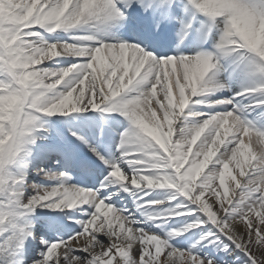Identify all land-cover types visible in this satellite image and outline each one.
<instances>
[{"label":"snow or ice","instance_id":"1","mask_svg":"<svg viewBox=\"0 0 264 264\" xmlns=\"http://www.w3.org/2000/svg\"><path fill=\"white\" fill-rule=\"evenodd\" d=\"M178 17L180 43L190 32L194 44L216 40L214 29L220 33L215 57L166 48L156 54ZM239 17L246 21L243 30ZM81 25L123 29L127 39L113 33L110 40L85 46L93 35L72 33L68 40L57 36L49 42L41 34L69 33ZM232 53L247 61L250 72L264 75V0H0V192L7 196L0 202V250L22 247L32 236L14 223L17 215L84 206L88 218L77 221L80 230L67 238H40L43 251L35 253L39 259L30 257L32 264H226L217 252L236 251L247 257L246 264H264V132L246 124L234 104L235 97L253 90L200 96L226 87L216 80L207 88L206 75L215 76L220 59ZM58 57L73 62L42 67ZM61 85L64 90L54 99L46 98ZM190 102L208 111L186 112ZM256 103L264 104V95ZM89 110L119 112L130 121L118 150L131 172L90 147L109 168L98 188L32 185L27 197L9 192L6 167L29 142L34 113ZM188 116L199 122L182 126ZM39 171L49 180L67 178L63 172ZM117 184L118 191H137L140 205L166 203L145 201L144 189H174L183 199L173 205L176 196L170 197V215H185L186 223L164 235L133 227L138 222L124 215L127 210L110 202ZM193 229H199V238L188 247L170 243Z\"/></svg>","mask_w":264,"mask_h":264},{"label":"bare ground","instance_id":"2","mask_svg":"<svg viewBox=\"0 0 264 264\" xmlns=\"http://www.w3.org/2000/svg\"><path fill=\"white\" fill-rule=\"evenodd\" d=\"M183 15L184 13L181 12L180 16H183ZM198 19L205 20V17L202 14H198ZM196 27H199V25H196ZM180 28H181V25H180L179 17H178V19L174 21L173 25L170 27L169 38L167 39L166 43L162 47L157 49L156 53L158 55L162 54L163 49L166 48L168 53H173L179 49L181 51H186V52H191V53L202 52V53L212 54L215 57L216 50H215L214 44L219 39V36H220L219 32H217L214 29L213 33L216 36V40H213L211 42H205L202 44L192 43L190 40L192 33L190 32L189 37H186L184 42L180 43ZM74 32L76 33L78 32L81 34H87V35H93L95 37L94 41L85 42V46H91L96 41H100V40H105V41L110 40L112 36L110 33H107V32L105 33L104 31L96 34L92 32V30L89 29L88 25H81L77 29L69 30V33H65L63 30H57L56 32H53V33H47V32L42 31L41 34L44 36L45 40H48L50 42L55 34L63 35L68 40L69 39L68 34L70 35L71 33H74ZM245 55H250V54L245 53ZM72 62L73 61L71 57H67V58L58 57V58H55L54 60L46 62L45 64L42 65V67L54 69L58 67L69 66ZM218 67H219V72L215 76H213L212 72L206 75V80H207L206 87L210 89L214 88L216 80H219L221 83L226 84V87L221 91H206L204 93H201L200 94L201 98L211 99V98L222 97V96L232 97L234 96L235 93L240 92L243 89H246V88L252 89L253 91H251L249 94H246L244 96L235 97L234 104L237 106V109L239 112L238 115L242 118V120L245 123L248 124L249 123L248 121L250 120L251 123H253L254 128L263 129L264 128V104H257L256 102L259 99H261L262 95H264V87L261 86V87L252 88L248 85V83H250V77H254L256 78L257 81H260L261 84L264 85V75L260 73L250 72L247 67V61L238 60L236 58V53H232L229 56L221 58L219 61ZM62 88H64L63 85L59 86L56 90H53L51 93H47L46 98L49 100L54 99L55 96L59 93L58 90ZM255 89H260L261 91H255ZM196 108L198 110H194ZM96 111H100V110L69 112L65 114L57 113L53 115H47L46 113H43V112L36 113V114L34 113L37 118L34 124L31 126V131L27 137V140H32V142H34L32 145V148L34 150L36 149L40 150V149H44V146L46 145L49 146V145H54V144L57 145L58 150H61L62 152H67V148H70L72 150L73 157L75 158V162L79 167L78 174H76L77 176H75L76 177L75 182L80 183L81 186L75 185L74 183H71V182L69 183L67 180H65L64 183H58V184H64L65 186L75 185L77 187L87 189L84 187V184L86 183L84 179L87 175H89L91 176V181H94L96 184H98L96 188L100 186L102 182V177L99 176V171H97L96 169H88L86 165H83L84 167L83 168L81 164L82 161L81 159H79L80 157H84L88 160H92L94 157H96V155H94L92 151H90V147H93V146H91L89 143L90 141H93L94 143V138L97 135H101L98 138L99 139L98 141L101 144V146L104 148L103 144L101 143V141H104L102 140V138H105L106 134L113 135V133H116L115 134V136L117 135L116 140L111 138L110 139L111 144L105 146V150L110 152V154H107V155L105 154L106 156L105 160H108V161L119 160L121 168L129 169V173L131 172L132 166L129 163L126 164V162L121 159L122 154L120 156H116V151H115L117 150V152H121L120 150H118V145L121 143V133H123L126 129H129L131 127L130 122L129 121L124 122L123 124H120L118 122L120 125L114 126L112 119L103 118L104 115L97 114L95 113ZM185 111L186 112H189V111L204 112V111H208V109L203 108L201 105H194L190 102L189 106L186 108ZM101 113L103 112L101 111ZM188 117H189V120H194V121H197V118H198V117H193V116H188ZM187 118L183 120L182 126H186L185 121ZM122 119L120 120V122L122 121ZM46 124L47 126H49L48 127L49 129H46V128H45L46 130L39 129L41 125L45 126ZM121 125H123L122 128H121ZM56 126H59V127H56ZM66 128H68L69 130L63 131ZM40 131L44 132V134L40 135L39 133ZM73 133H75V135H73ZM77 137H81L82 139H77ZM58 139H60L61 141L60 144H59ZM246 142H247V138H246ZM51 147L52 149L57 150L56 147L54 146H51ZM125 147H131V145L126 143ZM35 157H38L40 158V161L45 162L46 161L45 158L47 156L44 158V157H39L38 155H36ZM21 158H24L22 154L17 155L14 161L10 163L9 165H7L6 167V174H7L6 188L8 190L11 189V187H9L10 185H13V186L15 185L13 183L14 180L12 178V172L10 171L14 170L17 172L19 171L26 172L25 171L26 166H23L19 162ZM93 161L94 163L100 162L96 159ZM99 166L103 168V165L101 163L99 164ZM16 184H19V182H16ZM115 187H117V185H114L111 187V190H112L111 192L114 193V195L112 196V200L110 202L114 201L115 196L117 194ZM18 188L20 189V186H18ZM155 190L158 191L156 192L157 194H159L160 191L161 193L164 191V189H155ZM144 191L150 192L151 190L145 189ZM174 194L175 192H168L166 194L167 197L160 200V201L166 202L165 207L159 204H149V205L157 206L158 207L156 208L157 211L164 209V208L167 210L170 208L167 202L169 201L170 197H172ZM175 196H177V194H175ZM0 197H3L2 198L3 201H0V202H6L7 198L3 192H0ZM176 200H181V197L175 200H171V203L173 204V201H176ZM174 204H176V202ZM159 206H161V208H159ZM82 207L84 206H77L74 209H67V208L44 209L45 211L42 212V215L46 216L50 221L55 222L57 221V217L60 216L61 213H65V214L68 213L69 215L72 216V219H71L70 224L65 225V226L66 227H69V226L76 227L77 225H79L77 221H80L81 218L85 216V212L80 210V208ZM165 209L163 210V212L160 213L161 215L166 214L167 211ZM120 210H124V208H121ZM172 211L173 210H169L167 213H170ZM33 215H37V214L35 212H32L30 214L25 213L23 215H17L14 220V223L18 225L22 221L25 220L24 219L25 217L30 218ZM124 215L129 216L131 220L136 221L132 216H130V214H127L126 211L124 212ZM165 219H170L169 221L171 223L177 222L176 224L177 226L175 225V227L177 228L175 229H178L184 223H186L187 218L186 216L185 217L183 216L171 217L170 215H167ZM175 219H178V220H175ZM35 226H37V223L34 224V227ZM32 227L33 226H30L29 228H32ZM148 227L152 228V226H148ZM65 228L63 229L66 230ZM192 232H195L198 235L199 229H193V230H190L189 232H184L183 236L187 235V239L191 241L190 237H193L191 235ZM198 238H199V235L197 236V239ZM210 247L212 246L210 245ZM242 254L243 253L236 251V252H233L230 256H228L225 253H218V256L219 255L225 256L226 264H241V263L246 264L247 258L245 257V255H242ZM0 257L3 259L5 256L1 255Z\"/></svg>","mask_w":264,"mask_h":264},{"label":"rangeland","instance_id":"3","mask_svg":"<svg viewBox=\"0 0 264 264\" xmlns=\"http://www.w3.org/2000/svg\"><path fill=\"white\" fill-rule=\"evenodd\" d=\"M88 27L90 30H92V32L98 34L104 30L105 26H97L96 28H92L90 26H88ZM74 33H76V32H74ZM76 34H81V33L77 32ZM57 36L62 40H67L63 35H57V34H55L53 36V38L57 37ZM68 36H69V34H68ZM249 84L248 85L251 87L257 86L258 83H257L256 78L252 77L250 79ZM263 87H264V85H263ZM62 90H64V88L58 90V92H60ZM236 109H237V106H236ZM194 110H198V109L196 108ZM95 113L100 114V115L103 114L104 115V116L102 115L103 118H106V119H117L118 118L117 120L120 121L122 118H124L123 115H121L119 112H115V111L114 112H103V113H101V111H96ZM238 113L239 112L237 109V114ZM105 114H106V116H105ZM119 117H121V118H119ZM199 119L200 118L198 117L197 121H194V120H189V117H188L185 121L186 126H184V127H190V126L197 124L199 122ZM128 121L129 120L125 117L119 123L123 124L124 122H128ZM248 122H249L248 124H250L254 128L253 123H251L250 120ZM122 126L123 125H121V128H122ZM48 127L49 126H47V124L45 126L41 125L39 127V129L46 130V129H49ZM56 127H59V126H56ZM254 129L264 132V128L263 129L254 128ZM65 130L67 131L69 129L66 128L63 131H65ZM39 133H40V135L44 134V132H41V131ZM58 140H59V144H60L61 141H60V139H58ZM28 141L29 142L24 144V146L22 147L21 151L18 154V155L22 154L24 156V158H21V160L19 162L23 166H26V170H25L26 172H22V171L17 172L14 170L10 171V172H12V178L14 180L13 183L15 185L9 186V187H11V189L8 190L9 192H11L13 190L16 192H22L23 197H27V196L31 195L34 191V189L31 187L32 185H35L37 188H51L53 186H57L58 183H64L65 180H67L69 183L74 182L73 181L75 179V176H74L75 173L74 172H76V170L74 169L75 162H73L74 158L72 156L71 150H70V154L68 153L67 155H64L61 150H58V146L55 144L49 145V146L46 145V146H44V149L34 150L32 148V145L34 142H32V140H28ZM51 146L56 147L57 150L56 151L53 150ZM100 152L103 153V149L101 151V148H100ZM121 154H122L121 152H118V154H116V155L120 156ZM217 154H219V153H217ZM36 155H38L39 157H44V158L47 156L45 158L46 161L45 160H44L45 162L40 161V158L35 157ZM212 159L214 160L215 157H213ZM28 161H30V162H28ZM126 164H127V162H126ZM210 164H211V161H210ZM231 167L233 168V175H237L238 170L234 169V165ZM40 169H43L45 172H48V173H61V172L67 173V178H61L60 180H49V179H46L44 177V175L39 171ZM106 170H107V168H106ZM122 170L129 172V169H122ZM108 171H109V169L107 170V173H108ZM205 171H206V169H205ZM103 177L104 176L102 174V178ZM85 180H88V176H86ZM103 180H105V178H103ZM16 182H19V184H16ZM230 184H231V180H226V186L230 185ZM18 186H20V189L18 188ZM78 186H80V185H78ZM96 186L97 185L91 187V186L86 185L85 188H88V190H91L93 188H96ZM217 186H218V181H217ZM118 187H119V185L117 184V187H115L117 194L115 196L114 201H112L111 203L118 210H120L121 208L126 209L127 210L126 213L130 214V216H132L138 222V223L134 224L133 227L143 228L145 231H148L151 233H156L158 235H164L169 230H175V228H177V227H175L177 222L171 223L169 221L170 219H165L166 216L170 215V213H172L173 211L170 213H167V212L169 210H173V208L170 207L167 210L164 208L167 212L165 215H161L160 213L163 212L164 209L157 211L156 208H158V207L153 206V205L152 206L149 205L151 203H146V204L140 205L139 202H137V195L139 194L137 191H134L133 193L124 192L122 190L118 191L117 190ZM145 192H147V191H145ZM156 192H158V191H156L155 189H152L150 192H147L148 195L144 196L143 199L145 201H148L149 199L160 201V200L167 197L166 194L168 192H175V190L164 188V191L162 193H161V191L159 194H157ZM229 194L231 195V190H230ZM176 197L180 198L181 196H179V194H177ZM2 198L3 197H0V201H3ZM6 198H7V196H6ZM181 199H183V198L181 197ZM177 201H179V200L173 201V204L175 202L177 203ZM162 206L165 207L166 204H164ZM168 206H169V204H168ZM159 208H161V206H159ZM82 209H83V207L80 208L81 211H83ZM90 210L91 209H89V211ZM44 211H45L44 209H40V208L35 209V211H33V212H35L37 215H33L30 218L25 217L24 218L25 220L17 225L18 228H24L28 231H31L32 236H29L23 240V246L22 247L17 248L13 245V247L9 250H0V256L1 255L5 256L3 258L4 261L0 257V264H32L31 258L39 259L38 256H35V253L43 251V247L39 245V239L40 238L47 240V241H52V240H56L57 238H67V236L71 235L73 232H77L80 230V224L77 225L76 227L75 226L74 227L73 226H69V227L65 226V225H69L71 222V219H72V216L69 215L68 213L67 214L61 213V215L57 217L56 222H58V223L56 224L53 221L47 220L46 216L42 215V212H44ZM170 216L171 217H178V216L185 217V215H170ZM87 218L88 217L85 215L83 218H81V220H86ZM175 220H178V219H175ZM36 223H37V226L34 227V224H36ZM29 225L33 226V227L29 228ZM148 226H152V228H149ZM170 226H172V227H170ZM63 228H65L66 230H64ZM7 234H10V233H6V235ZM197 236L198 235L190 237L191 241H189L188 239L186 240L187 235L181 236L179 238L176 237L175 239L170 240V243L174 247H177V248H179L181 246L188 247L191 243H193V241H195L197 239ZM33 237H36L37 239L34 240ZM182 238H183V240H182ZM3 239H4V237L0 236V241H2ZM178 241H180V243H178ZM199 247L200 246L197 245V248H199ZM209 247H210V245H209ZM192 251L196 252V249H192ZM201 251H203V250H201ZM218 253L219 252H217V255H218ZM197 254H200V253H197ZM242 255H244V254H242ZM117 258H119V257H117ZM241 264H244V263H241Z\"/></svg>","mask_w":264,"mask_h":264},{"label":"clouds","instance_id":"4","mask_svg":"<svg viewBox=\"0 0 264 264\" xmlns=\"http://www.w3.org/2000/svg\"><path fill=\"white\" fill-rule=\"evenodd\" d=\"M237 22L241 25L242 30L246 27V21L242 17H239Z\"/></svg>","mask_w":264,"mask_h":264}]
</instances>
